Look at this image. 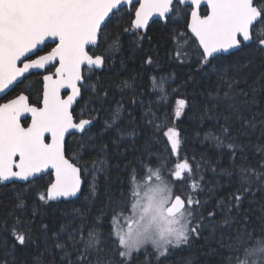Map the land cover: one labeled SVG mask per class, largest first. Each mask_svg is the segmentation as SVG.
<instances>
[{
  "label": "trees",
  "instance_id": "1",
  "mask_svg": "<svg viewBox=\"0 0 264 264\" xmlns=\"http://www.w3.org/2000/svg\"><path fill=\"white\" fill-rule=\"evenodd\" d=\"M178 7L181 11L166 24L156 20L146 33L125 31L134 19V10L126 8L103 30L107 40L93 53L104 56L105 66L86 70L82 97L73 110L77 120L90 118L94 124L86 133L69 136L65 147L81 168L82 193L75 200H40L51 173L1 185L0 264H77L80 245L69 237L78 240L81 230L97 233L106 264H122L113 217L131 210V177L141 185L155 184L146 170L156 167L173 191L193 201L187 210L198 233L165 256L148 245L127 264H237L249 234L264 237V177L249 175L251 170L264 173V49L254 40L204 65L188 29L190 8ZM14 90L38 103L41 78L30 75ZM179 99L186 105L177 117ZM118 109L119 120L107 127ZM169 127L179 134L178 155L165 135ZM224 127L238 145L235 150L226 147ZM216 137L225 146H218ZM184 159L191 172L175 180L170 173ZM14 226L26 235L24 244L15 239Z\"/></svg>",
  "mask_w": 264,
  "mask_h": 264
},
{
  "label": "snow or ice",
  "instance_id": "2",
  "mask_svg": "<svg viewBox=\"0 0 264 264\" xmlns=\"http://www.w3.org/2000/svg\"><path fill=\"white\" fill-rule=\"evenodd\" d=\"M138 2L139 8L135 9L130 29L125 31L146 29L153 15L166 17L181 11L179 5H187L191 17L188 27L202 48L200 56L204 65H212L213 61L229 54V50L247 46L254 37L264 47V0H204L208 10L203 15L199 11L202 0ZM131 3L132 0H0V92L23 83L27 78L25 74L32 69L55 67L52 74L43 76L42 100L39 102L42 106L30 104L29 97L23 93L0 104V183L13 178L23 181L39 178L37 174L51 169L55 179L46 192L40 194V200L75 197L80 192L81 169L65 156V134L70 129L86 133L92 123L89 119L74 121L72 108L80 96L77 83L83 79V66L100 67L104 62L101 55H89L88 46H98V39L107 40L103 29L117 16L122 4ZM48 41L54 42L55 46L45 53ZM147 63H152L151 58ZM155 83L159 87L160 81ZM64 88L72 90L66 99L60 94ZM224 99L231 97L225 93ZM185 105L184 99L177 100V117ZM228 106L233 107L232 104ZM25 113L31 114V124L27 127L21 124ZM119 118L118 109L113 113L112 123L106 126L112 127ZM46 134L51 136L50 143L45 142ZM223 134L228 138L226 147L235 150L238 145L229 138L227 127L223 128ZM165 135L172 153L178 155V132L169 127ZM215 139L218 146H225L224 139ZM190 172L191 165L184 159L175 163L170 175L181 180ZM146 175L148 181L154 178L156 183L141 185L135 175L131 177L132 215L125 220L127 230L120 226L122 212L113 217L122 264H127L134 252L139 253L148 245L159 256H165L170 248L187 244L190 236L198 233L199 225L191 226L192 213L187 210L193 203L191 198L173 196V188L164 181L159 167L147 169ZM249 175H255L257 179L264 177V173L255 170L249 171ZM236 199L239 201L240 197ZM13 235L19 244L26 242V235L16 232L15 226ZM69 239L80 245L77 264H106L99 255L101 241L95 231L89 230L85 234L81 230L78 240L75 236ZM56 246L65 247L60 243ZM254 261L264 264V237L252 238L249 234L237 264H254Z\"/></svg>",
  "mask_w": 264,
  "mask_h": 264
},
{
  "label": "water",
  "instance_id": "3",
  "mask_svg": "<svg viewBox=\"0 0 264 264\" xmlns=\"http://www.w3.org/2000/svg\"><path fill=\"white\" fill-rule=\"evenodd\" d=\"M182 6H187V5H182ZM204 7L207 8V5H206V3L204 2V0H202L201 6H200V10H199L201 15H203V14H202V9H203ZM123 8H128L130 11L133 9V10H134V14H135V9L139 8V2H138V0H132V3H131V4H122V5H121V9H123ZM207 10H208V9H207ZM171 15H172V13H169L166 17H159L158 15H153V16L150 18V20H149V25H148V27H147L146 29H140V31H142L143 33H146L147 30H148V28H149V26H150L154 21H156V20H159V21H161L162 23L166 24V23L168 22V19H169V17H170ZM190 22H191V17L189 18V23H190ZM189 23H188V24H189ZM188 29H189V31H190V33H191V30H190L189 27H188ZM103 30H104V29H103ZM191 34H192V33H191ZM192 35H193V34H192ZM193 36H194V35H193ZM194 37H195V36H194ZM195 39H196V38H195ZM196 40H197V39H196ZM254 40H255V39H254ZM254 40H253V41H254ZM197 42H198V40H197ZM47 43H48V45H52V47L55 46V43H54V42L48 41ZM100 43H101V40L98 39V46H93V45H89V46H88L89 55H94V54H92V52H91L90 50H91V49H97V48L99 47ZM249 44H250V43H249ZM198 45H199V42H198ZM241 47H242V46H241ZM241 47H240V48H241ZM240 48H239V49H240ZM262 48L264 49V47H262ZM201 50H202V48H201ZM236 50H238V49H232V50H229V54H230L231 52L236 51ZM42 54H45V53H42ZM97 55H101V56H103L102 54H97ZM224 55H228V54H224ZM94 56H95V55H94ZM103 59H104V62H103V64H102L100 67H92V68H89L88 66H83V67H82V76H83V79H82L80 82L77 83V87L80 88V96H78L77 99H76V101L74 102V104H73V108H72V111L75 109L77 102H78V101L80 100V98L82 97V88H83V86H84V84H85V81H86V77H85V69L88 68V69H91V70L101 71V70L104 68V66H105V58H104V56H103ZM18 66H19V65H18ZM57 66H58V65H57ZM47 69H48V68H46V69H32V70H30V73H26L25 76H28L29 74H31V73H33V72H36V73L39 72V73H43V75H42V80H43V76H44V75H50V74H52V73L55 71V68H54V70H53L52 72H47ZM21 79H23V78H21ZM16 85H17V84H16ZM16 85H15V86H16ZM43 86H44V82H43ZM13 87H14V86H10V88H9L8 90H5V92H0V99L3 98L5 95H7L8 92H9ZM42 92H43V90H42ZM71 92H72V90H71L70 88H64V89H61V93H60V94H61V97H62V98L66 99L67 96L71 94ZM64 93H66L65 96H63ZM24 95H26V94H24ZM14 98H16V97H14ZM14 98H12V99H14ZM10 100H11V99H10ZM41 100H42V99H41ZM8 101H9V100H8ZM8 101L3 102V103H1V104L7 103ZM29 103H30V102H29ZM40 106H42V104H40ZM73 117H74V121H75V122H79V120H77V118L74 116V113H73ZM27 118L30 119L28 125L31 124V114H30V113H25V114L21 117V124H22V126H24L22 121H23L24 119H27ZM82 119H89V120L92 121L91 125L88 126V129L91 128V127L93 126V124H94V120H93V119H90V118H82ZM28 125H27V126H28ZM27 126H25V127H27ZM72 134H83V133H82L81 131L77 130V129H70V130H69V133H66V134H65V147H66V141H67L68 137L71 136ZM45 142H46V143H50V142H51V136H50V134H46ZM65 156H66V158H68V159L70 160L71 163L75 164V163H74L69 157H67V155H66V149H65ZM75 165H76L78 168H80V166H78L77 164H75ZM80 169H81V168H80ZM14 170H15V169H14ZM49 173L52 174V177H53L52 182H53L54 179H55V177H54V171L51 170V169H48V170H46L44 173L37 174V175H38V177H41V176L47 175V174H49ZM80 175H81V190H80V192L77 193V196H75V197H67V198H65V197H60V198H57L56 200H48V201L58 202V201H62V200H63V201H69V200H75V199H77V198L81 195L82 190H83V187H84V185H85V180H84V178H83V176H82V171H81ZM35 179H37V178H32V177H30L28 181H23V180H19V179L13 178L11 181H4V182L0 183V186H1V185H4V184H9V183H12V182L27 183V182L32 181V180H35ZM52 182H51V183H52ZM49 185H50V184H49ZM176 195H179V196H181L182 198H184V197H183L182 195H180V194H176ZM174 196H175V195H174Z\"/></svg>",
  "mask_w": 264,
  "mask_h": 264
},
{
  "label": "flooded vegetation",
  "instance_id": "4",
  "mask_svg": "<svg viewBox=\"0 0 264 264\" xmlns=\"http://www.w3.org/2000/svg\"><path fill=\"white\" fill-rule=\"evenodd\" d=\"M125 9V8H124ZM126 9H128V8H126ZM122 10V9H121ZM129 10V9H128ZM130 11V10H129ZM130 12H132V10L130 11ZM51 47H52V45H51ZM51 49V48H50ZM50 49H48V50H50ZM98 49V48H97ZM48 50H45V53H46V51H48ZM93 50H96V49H91L90 51L92 52V54H94V55H97V54H95V53H93ZM42 54V53H41ZM54 68L55 67H49L48 69H47V72H52L53 70H54ZM88 68H86L85 69V74H86V70H87ZM91 70V69H90ZM33 74H36V75H38V76H40V78H41V81H42V90H43V80H42V75H43V73H36V72H33V73H31V74H29L28 76H26L27 78L30 76V75H33ZM86 76V75H85ZM26 78V79H27ZM26 79H23V82H25L26 81ZM18 85V84H17ZM16 85V86H17ZM16 86H14L9 92H8V94L7 95H5L3 98H1L0 99V104L1 103H3V102H6V101H8V100H10V99H12V98H14V97H16V96H18V95H20L21 93H23V94H26L28 97H29V102H30V104H32V105H36V106H40V101H41V99H42V91H41V95H40V101L38 102V103H33V101L30 99V96L27 94V93H25L24 91H15L14 90V88L16 87ZM65 94L66 93H64L63 94V96H65ZM29 121H30V119L29 118H27V119H24L22 122H23V125L24 126H27L28 124H29Z\"/></svg>",
  "mask_w": 264,
  "mask_h": 264
},
{
  "label": "rangeland",
  "instance_id": "5",
  "mask_svg": "<svg viewBox=\"0 0 264 264\" xmlns=\"http://www.w3.org/2000/svg\"><path fill=\"white\" fill-rule=\"evenodd\" d=\"M176 194H179V193H176L175 191H173V196L176 195ZM132 215V212L131 210L129 211V213L125 214L122 216L121 220H120V226H122L124 228V230L126 231L127 230V224L125 223V220L127 218H129L130 216ZM171 249V248H170ZM169 249V250H170Z\"/></svg>",
  "mask_w": 264,
  "mask_h": 264
},
{
  "label": "bare ground",
  "instance_id": "6",
  "mask_svg": "<svg viewBox=\"0 0 264 264\" xmlns=\"http://www.w3.org/2000/svg\"><path fill=\"white\" fill-rule=\"evenodd\" d=\"M124 9V8H123Z\"/></svg>",
  "mask_w": 264,
  "mask_h": 264
}]
</instances>
